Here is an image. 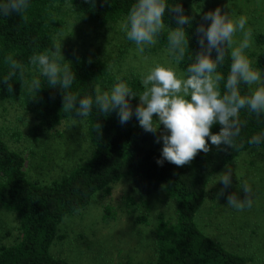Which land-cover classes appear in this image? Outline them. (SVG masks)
Returning <instances> with one entry per match:
<instances>
[{"label":"trees","instance_id":"16d2710c","mask_svg":"<svg viewBox=\"0 0 264 264\" xmlns=\"http://www.w3.org/2000/svg\"><path fill=\"white\" fill-rule=\"evenodd\" d=\"M180 2L186 14H198L193 4L186 0ZM134 3L135 0H109L104 4L102 0H97L96 6L92 7L84 0H31L23 16L0 17V79L12 71L16 72L9 81L12 93L7 92L6 86L0 85V103L18 104L23 112L34 118L35 125L30 130L34 140L45 132H54L72 117L71 112L63 107L62 90L58 86L52 88L47 78L40 77L35 66L28 63V58L53 50L60 44L70 15L83 23L114 26L126 18ZM199 19L197 15L196 21ZM165 23L176 27L174 17L170 15L166 14ZM195 26L196 22L193 29ZM193 29H188L190 36ZM167 35L164 31L158 42L163 49H166ZM189 48L180 64L181 69L190 63V51L195 53L198 50L194 41H190ZM7 57L23 65V68L13 70L5 62ZM88 60L80 57L77 61L74 57L61 61L76 74L71 87L64 91L78 99L86 96L94 99L97 89L109 90L116 82L106 61L91 59L88 63ZM253 67L264 70V54L255 56ZM218 71L227 77L230 71L228 59ZM34 78L41 81L38 93L21 83L23 79L30 82ZM123 79L134 91L143 90L140 77ZM253 90L252 86L242 87L241 95ZM132 103L135 107L138 99ZM72 115L78 117L75 113ZM239 119L243 126L233 149L218 151L213 146L209 153H199L183 167L170 163L159 167L155 161L160 156L162 143L154 144L153 134L144 132L135 117L121 126L115 113H99L94 103L93 113L86 118V134L92 148L90 155L50 184L28 179L24 171V157L11 150L0 137V208L16 216L19 228L16 243L0 246V264H71L54 257L51 252L54 243L62 240L58 236L59 226L89 207L98 193L126 179L161 184L165 197L174 202L173 223L166 221L162 215L158 217L156 257L150 264H249L246 258L228 251L220 242L204 234L196 221L212 179L241 154L253 149L264 151V144L259 148L247 143L253 135L264 132V125L258 124L255 114L247 108L241 109ZM219 128L216 125L212 131L218 132ZM126 205L128 208L135 206L131 198L126 199ZM110 217L112 213L107 207L104 218ZM137 222L147 224V219L139 218Z\"/></svg>","mask_w":264,"mask_h":264},{"label":"clouds","instance_id":"9594fccd","mask_svg":"<svg viewBox=\"0 0 264 264\" xmlns=\"http://www.w3.org/2000/svg\"><path fill=\"white\" fill-rule=\"evenodd\" d=\"M30 2L0 0V17L23 16ZM102 2L107 4L109 0ZM203 2L200 0L198 14L188 15L180 0H135L121 29L146 64L150 60L145 55L146 50L158 44L164 31L168 33L167 58L164 63L155 62L141 72L142 91H134L122 76H117L109 90L97 89L94 99L91 96L78 99L66 93L64 90L71 87L76 74L70 71L67 63H61L65 57L60 44L53 50L30 56L28 63L35 66L40 77L47 78L52 88L58 86L62 90L63 107L71 112L73 124L77 120L72 114L83 118L79 121L82 123L93 113L94 103L99 113H115L121 126L135 117L144 132L153 134L155 143H162L160 156L155 161L157 166L170 163L183 167L199 153H209L213 146L218 151L233 149L243 126L239 119L241 109L247 108L255 114L257 123L264 125V70L254 68L250 58L255 42L248 18L237 16L228 5L224 9L216 7L204 12ZM84 3L95 7L97 0H84ZM166 14L174 17L176 27L165 23ZM197 15L199 21H196ZM188 29H193L191 36ZM190 41H194L198 50L190 51V63L181 69L186 50H190ZM73 56L80 60L77 49H73ZM226 59L230 71L225 78L218 68L223 67ZM5 62L13 70L23 68L11 57ZM87 62L91 63V58ZM15 75L12 71L0 79V85L6 86L7 92L13 91L9 81ZM21 83L32 92L41 90L39 78L30 82L23 79ZM246 86H254V90L242 96L241 88ZM137 99L138 104L134 107L132 101ZM216 125L220 128L214 133L212 129ZM247 143L260 148L264 144V132L253 135ZM217 177L215 185L222 186L217 193L220 198L232 185L233 169L227 167ZM240 188L245 194L244 199L235 193L228 194L226 208L243 212L253 206L251 185L245 181Z\"/></svg>","mask_w":264,"mask_h":264},{"label":"rangeland","instance_id":"374dc122","mask_svg":"<svg viewBox=\"0 0 264 264\" xmlns=\"http://www.w3.org/2000/svg\"><path fill=\"white\" fill-rule=\"evenodd\" d=\"M186 1L199 10L200 0ZM227 5L237 16L248 18V26L254 33L255 43L250 50L254 63L256 55L264 54V0H204L202 10L224 9ZM67 22L59 42L65 60L74 58L73 49H77L79 57L106 61L115 79L140 77L146 67L155 62L164 63L167 58L166 49L157 44L146 50L145 55L150 57L146 64L134 43L127 40L122 22L101 27L80 22L73 15ZM75 119L76 124L69 119L54 132H45L34 140L30 135L34 118L18 104L0 103V137L11 150L24 157L28 179L50 184L82 163L92 151L86 119L82 123L79 121L83 118ZM154 144H157L155 137ZM228 167L233 169L231 187L224 197L217 198L222 186L215 185L217 175L212 179L197 225L204 234L228 251L243 256L249 264H264V151L253 149L243 153ZM245 181L253 189V206L243 212L226 208L228 194L235 193L244 199L240 185ZM163 187L141 179H126L111 185L98 193L89 207L59 226L58 236L62 240L54 243L52 255L71 264H150L156 257L158 217L162 215L171 223L175 220L174 202L165 197ZM128 198L133 200L134 207H127ZM107 207L112 217L105 219ZM143 217L147 224L137 222ZM18 238L16 216L0 208V246H10Z\"/></svg>","mask_w":264,"mask_h":264}]
</instances>
